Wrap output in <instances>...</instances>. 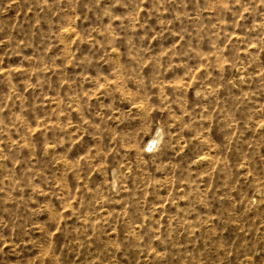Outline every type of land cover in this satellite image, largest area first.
I'll return each instance as SVG.
<instances>
[{"label": "rangeland", "instance_id": "1", "mask_svg": "<svg viewBox=\"0 0 264 264\" xmlns=\"http://www.w3.org/2000/svg\"><path fill=\"white\" fill-rule=\"evenodd\" d=\"M0 264H264V0H0Z\"/></svg>", "mask_w": 264, "mask_h": 264}]
</instances>
